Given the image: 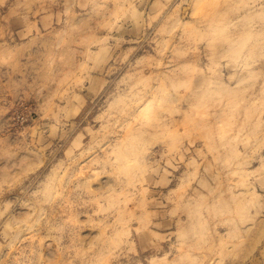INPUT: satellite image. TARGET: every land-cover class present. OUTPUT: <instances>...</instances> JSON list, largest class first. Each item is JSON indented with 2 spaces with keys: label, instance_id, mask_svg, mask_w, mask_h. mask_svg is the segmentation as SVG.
I'll use <instances>...</instances> for the list:
<instances>
[{
  "label": "rangeland",
  "instance_id": "374dc122",
  "mask_svg": "<svg viewBox=\"0 0 264 264\" xmlns=\"http://www.w3.org/2000/svg\"><path fill=\"white\" fill-rule=\"evenodd\" d=\"M0 264H264V0H0Z\"/></svg>",
  "mask_w": 264,
  "mask_h": 264
}]
</instances>
